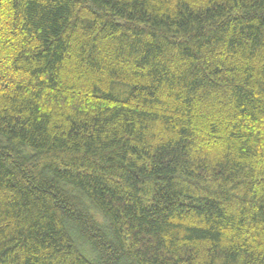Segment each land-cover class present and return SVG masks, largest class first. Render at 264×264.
Segmentation results:
<instances>
[{"label":"trees","instance_id":"1","mask_svg":"<svg viewBox=\"0 0 264 264\" xmlns=\"http://www.w3.org/2000/svg\"><path fill=\"white\" fill-rule=\"evenodd\" d=\"M0 264H264V0H0Z\"/></svg>","mask_w":264,"mask_h":264}]
</instances>
